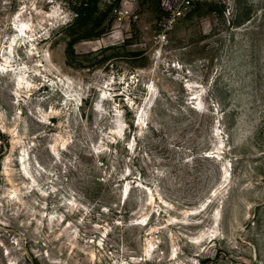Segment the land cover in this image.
Wrapping results in <instances>:
<instances>
[{
	"label": "rangeland",
	"instance_id": "obj_1",
	"mask_svg": "<svg viewBox=\"0 0 264 264\" xmlns=\"http://www.w3.org/2000/svg\"><path fill=\"white\" fill-rule=\"evenodd\" d=\"M0 264H264V0H0Z\"/></svg>",
	"mask_w": 264,
	"mask_h": 264
},
{
	"label": "bare ground",
	"instance_id": "obj_2",
	"mask_svg": "<svg viewBox=\"0 0 264 264\" xmlns=\"http://www.w3.org/2000/svg\"><path fill=\"white\" fill-rule=\"evenodd\" d=\"M23 27L27 29V26L25 24H23ZM7 63V62H6ZM5 63V64H6ZM4 71V70H3ZM2 75L6 76V75H10L8 72H3ZM11 77L13 76V79L15 81V85L17 87V91H23V88L26 86L28 89H30L32 87L31 83L29 82L28 79H26L25 73L21 72L20 69L17 72H12V74L10 75ZM33 89V88H32ZM32 91V90H31ZM30 93V91H29ZM226 183V182H225ZM125 196V194H123L121 192V199Z\"/></svg>",
	"mask_w": 264,
	"mask_h": 264
},
{
	"label": "trees",
	"instance_id": "obj_3",
	"mask_svg": "<svg viewBox=\"0 0 264 264\" xmlns=\"http://www.w3.org/2000/svg\"><path fill=\"white\" fill-rule=\"evenodd\" d=\"M182 2H184V0H182ZM188 3H189V2H188ZM182 4H183V3H182ZM182 4H181V5H182ZM181 5H179V7H180ZM78 13H79V12H78ZM77 15H79V14H77Z\"/></svg>",
	"mask_w": 264,
	"mask_h": 264
},
{
	"label": "built area",
	"instance_id": "obj_4",
	"mask_svg": "<svg viewBox=\"0 0 264 264\" xmlns=\"http://www.w3.org/2000/svg\"><path fill=\"white\" fill-rule=\"evenodd\" d=\"M178 13H180V12H178Z\"/></svg>",
	"mask_w": 264,
	"mask_h": 264
}]
</instances>
